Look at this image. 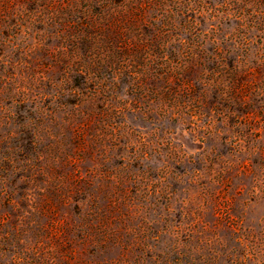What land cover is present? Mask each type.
Wrapping results in <instances>:
<instances>
[{"label": "rangeland", "instance_id": "1", "mask_svg": "<svg viewBox=\"0 0 264 264\" xmlns=\"http://www.w3.org/2000/svg\"><path fill=\"white\" fill-rule=\"evenodd\" d=\"M0 264H264V0H0Z\"/></svg>", "mask_w": 264, "mask_h": 264}]
</instances>
